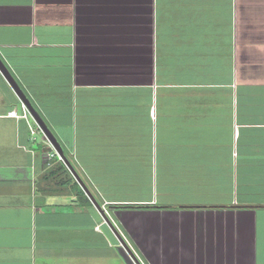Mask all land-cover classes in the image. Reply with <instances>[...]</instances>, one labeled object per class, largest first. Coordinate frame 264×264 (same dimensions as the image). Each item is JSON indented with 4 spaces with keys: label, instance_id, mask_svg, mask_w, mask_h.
<instances>
[{
    "label": "crops",
    "instance_id": "crops-1",
    "mask_svg": "<svg viewBox=\"0 0 264 264\" xmlns=\"http://www.w3.org/2000/svg\"><path fill=\"white\" fill-rule=\"evenodd\" d=\"M0 57L101 207L0 72V264H264V0H0Z\"/></svg>",
    "mask_w": 264,
    "mask_h": 264
},
{
    "label": "water",
    "instance_id": "water-1",
    "mask_svg": "<svg viewBox=\"0 0 264 264\" xmlns=\"http://www.w3.org/2000/svg\"><path fill=\"white\" fill-rule=\"evenodd\" d=\"M0 72L5 77V79L8 81V83L10 84V86L13 88V90L15 91L16 95L18 96L19 100L23 103V105L25 106L26 110L28 111V113L30 114V116L33 118L34 122L37 124L38 128L41 130V132L43 133V135L46 137L47 144L49 145L47 147V149H46L47 152L49 154L52 153V152H56L61 157V159L65 161L67 167L72 172V174L74 175V177L76 178V180L78 181V183L83 187V189L85 190V192L88 194V196L90 197V199L92 200V202L94 203V205L97 208H101L95 202L94 198L92 197L91 193L86 188L85 184L82 182V180L80 179V177L78 176V174L76 173V171L74 170V168L68 162L67 158L64 155V151H63L60 143L58 142V140L56 139V137L54 136V134L50 131V129L48 128V126L46 125V123L44 122V120L42 119V117L40 116V114L38 113V111L35 109V107L32 105V103L30 102V100L28 99V97L26 96V94L21 89V87L15 81V79L11 75L10 71L8 70V68L6 67V65L3 63L1 57H0ZM120 240H121V245L128 250L127 245L125 244L124 240L121 237H120Z\"/></svg>",
    "mask_w": 264,
    "mask_h": 264
},
{
    "label": "rangeland",
    "instance_id": "rangeland-1",
    "mask_svg": "<svg viewBox=\"0 0 264 264\" xmlns=\"http://www.w3.org/2000/svg\"><path fill=\"white\" fill-rule=\"evenodd\" d=\"M32 118V117H31ZM32 120H33V118H32ZM33 122H34V120H33ZM34 126H36V128H38V126H37V124L35 123V125ZM35 137L39 140V142H41V143H45L47 140H46V137L43 135V133L42 132H39V133H37L36 135H35ZM59 159V156H57L56 157V160H58ZM68 168V167H67ZM71 172V171H70ZM72 176V177H71ZM71 176H69V175H61V177L62 178H67V181H66V186L69 188L68 189V191L69 192H71V193H76V194H78V195H81L82 193L81 192H84L85 193V190L81 187V185L78 183V181L76 180V178L74 177V175L72 174V172H71ZM60 177V176H59ZM85 181H86V179H84ZM78 184V185H80V187H81V189H78V188H76L75 187V184ZM118 184H119V182H118ZM104 214H105V216L107 217L108 215H107V212L106 211H104Z\"/></svg>",
    "mask_w": 264,
    "mask_h": 264
},
{
    "label": "trees",
    "instance_id": "trees-1",
    "mask_svg": "<svg viewBox=\"0 0 264 264\" xmlns=\"http://www.w3.org/2000/svg\"><path fill=\"white\" fill-rule=\"evenodd\" d=\"M64 174L71 176V173L67 169V167H65V165L61 164L58 168L48 171V173L44 177L47 178V179H50V178H52L54 176H59V175H64ZM65 184H66L65 178H62L61 179V183H60L61 188H63L62 186H64ZM75 187L78 188V189H81V187L77 183L75 184ZM84 200L85 201H89V199H87V198H84Z\"/></svg>",
    "mask_w": 264,
    "mask_h": 264
},
{
    "label": "built area",
    "instance_id": "built-area-1",
    "mask_svg": "<svg viewBox=\"0 0 264 264\" xmlns=\"http://www.w3.org/2000/svg\"><path fill=\"white\" fill-rule=\"evenodd\" d=\"M24 109H25V115H24V117L26 118L27 117L26 108L24 107ZM9 115L10 116H13V117H18L17 112L15 110H13L12 112H10ZM31 134H32V136H34L36 134V131L34 129H32Z\"/></svg>",
    "mask_w": 264,
    "mask_h": 264
}]
</instances>
